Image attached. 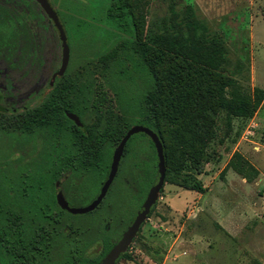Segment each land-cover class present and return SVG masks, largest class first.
<instances>
[{
  "label": "rangeland",
  "instance_id": "obj_1",
  "mask_svg": "<svg viewBox=\"0 0 264 264\" xmlns=\"http://www.w3.org/2000/svg\"><path fill=\"white\" fill-rule=\"evenodd\" d=\"M47 1L59 21L69 16L89 25L87 30L82 25L83 30L77 38L68 34L66 72L69 67L82 65L79 61L77 64V60L90 53L88 47L82 48L85 41H90L86 37H95L98 41L112 28L105 19L110 0ZM19 2L28 5L34 17L41 19L38 26L33 27L31 22L23 25L24 66L12 73L8 68L0 69V115L5 119L38 105L52 88V74L61 64V42L53 24L43 16L35 1ZM133 3L136 15L142 18L144 41L150 43L159 35L176 34L181 46H204L216 57L214 64L208 67L210 71L212 68L233 80L234 88L246 97L264 94V0H133ZM190 24L201 30V45L194 42L192 35L196 33L192 28L188 30ZM10 35L4 38L3 44L4 48L12 50L15 43ZM185 38L190 39L188 44ZM100 47L98 43L96 50ZM27 51L32 55L28 64ZM10 75L16 78L14 100L3 86V79ZM175 89L180 91L182 86L177 84ZM231 89L227 88L226 93L229 94ZM107 93L112 100V94ZM112 102L115 108L116 104ZM180 123L168 125V135L175 133ZM191 131L195 137H200L209 162L203 164L199 173L192 166L177 179L175 175L174 179L170 177L172 173L169 179H164L148 215L114 264H264V184L256 180L247 183L225 169L237 153L256 166L264 180V96L259 109L249 120L230 118L227 122L225 112L216 109L213 121L193 124ZM48 144V137L42 134L0 132V182L18 203L15 206L24 205L18 199L19 192L25 188V194L32 196L29 187L39 185L40 178L50 167L51 161L46 154ZM117 147L112 149V155ZM119 165L116 175L120 171ZM116 175L97 206L99 209L90 214L66 215V222L80 228H102V221L110 212L107 205L120 197L121 186ZM193 179L200 181L203 193L182 186L183 182H193ZM79 184V176L71 172L56 184L57 193L72 208L85 207L92 198V194L76 197L72 194L73 186ZM33 194L40 195L38 190ZM141 210L142 207L124 228L121 226L114 235L111 234L114 245ZM117 214L114 212L115 217ZM112 227L113 224L110 229ZM98 248L99 244H95L89 252ZM123 254L129 260L123 258ZM51 260L58 263L59 255L53 253Z\"/></svg>",
  "mask_w": 264,
  "mask_h": 264
},
{
  "label": "trees",
  "instance_id": "obj_2",
  "mask_svg": "<svg viewBox=\"0 0 264 264\" xmlns=\"http://www.w3.org/2000/svg\"><path fill=\"white\" fill-rule=\"evenodd\" d=\"M40 19V16L34 17L35 26ZM62 19L60 23L67 40L68 34L77 38L83 26L86 30L89 28L73 17ZM105 19L112 28L98 41L95 37H86L90 41H85L82 48L88 47L91 51L77 60V64L79 61L82 65L69 67L63 76L57 77L38 105L13 114L9 119H0V132L50 136L54 154L44 174L52 176L29 187L31 194L34 190L41 195L44 191L50 192L52 203H48V207L55 204L54 184L62 171L79 176L80 184L76 186L75 195L92 194L91 203L108 176L112 149L133 126H144L159 138L165 160L164 179H169L171 173L170 177L174 179L175 175L177 179L192 166L199 173L209 159L200 144V137H195L191 131L193 124L213 121L216 109L225 112L227 122L230 118L249 120L263 101V93L246 97L234 88L236 83L233 80L212 68L210 71L208 67L214 64L216 57L204 46H181L176 34L170 37L159 35L150 43L144 41L142 18L136 15L133 0H110ZM188 28L196 33L192 35L194 42L201 45V30L193 25ZM189 40L185 38L187 44ZM98 43L101 47L96 50ZM177 84L182 86L180 91L175 89ZM230 87L231 92L227 94L226 89ZM107 91L113 96L115 108ZM66 112L75 114L82 126L77 127L70 121ZM178 121L181 123L177 131L168 135L166 127ZM119 164L116 181L119 180L121 186L120 197L107 205L110 212L102 221V228H80L66 222L64 233L57 225L53 231L52 222L50 231L43 223L38 227L33 223L34 213L28 208L20 212L14 209L18 203L0 182V264H37L32 260V247L38 246L42 252L52 253L59 248L58 241L63 235L65 260L55 264H99L114 245L112 235L132 220L158 179L156 150L145 134L128 139ZM225 169L247 183L258 176L256 168L237 153L233 154ZM182 186L200 194L204 192L196 179L183 182ZM25 192L23 188L18 199L28 207L31 196ZM114 212H120L118 217ZM49 214L53 215V209L38 213L46 222H50ZM112 224L114 227L110 229ZM33 239L40 242L35 244ZM95 244H99V248L90 253ZM122 256L129 260L125 254Z\"/></svg>",
  "mask_w": 264,
  "mask_h": 264
},
{
  "label": "flooded vegetation",
  "instance_id": "obj_3",
  "mask_svg": "<svg viewBox=\"0 0 264 264\" xmlns=\"http://www.w3.org/2000/svg\"><path fill=\"white\" fill-rule=\"evenodd\" d=\"M32 3L33 0H30ZM36 3V2H35ZM37 4V3H36ZM39 7V5L37 4ZM40 8V7H39ZM41 9V8H40ZM42 11V10H41ZM43 13V11H42ZM43 16L47 19L48 22H51L43 13ZM34 15L29 11L28 5L25 6L24 3L19 2V0H0V69L8 68L11 70V73L13 70H18L24 66L25 58H24V52L23 48H21L22 44V38L23 37V25L24 23L27 25L29 22L32 23V26H35L34 22ZM11 34V35H10ZM11 36L13 38V42L15 43V47L10 49L4 48L5 45L3 44L4 38ZM4 54V55H3ZM26 62L27 64L32 61V55L30 51H27L26 54ZM56 73V72H55ZM53 73L52 76L55 74ZM2 75V73H0ZM57 77H55L56 79ZM52 79V77H51ZM54 79V80H55ZM52 80V81H54ZM16 85V78L13 77V75H10L8 77H5L3 79V86L4 89L9 92L11 95L10 99L14 100V97L16 96L14 92V86ZM8 94V93H7ZM27 109V108H26ZM12 111L16 112V109H13ZM0 119H5L0 115ZM14 132V131H13ZM49 140V147L46 149V154L48 156V160L51 161L50 157L53 152L52 150V143L50 136H47ZM60 153V152H59ZM70 171H62L59 176H57V179L54 184V200L55 204L52 207H48V203H52L50 199V192L44 191L42 195H36L32 193V196L30 197V204L28 207L24 206H15L14 209L17 212L23 211V209L28 208L30 212L34 213L33 215V223L36 224V226L40 227L41 224L50 231L51 222L53 223L52 230L54 231L57 227L65 233L66 232V213H68L66 210L62 209L58 202H57V187L56 184L59 182V180L63 179L65 176H67V173ZM52 175L50 174H43L42 178L49 179ZM76 186H73L72 188V194L76 196L75 194ZM69 206V205H68ZM70 207V206H69ZM59 208V209H58ZM53 209V215L50 214L47 216L48 220L50 222H46L44 219L41 218V216L38 215V213L42 212H50V210ZM70 214V213H68ZM47 236H49V233H47ZM65 235L59 238L58 241V249L54 250L52 253L50 251H47L46 253L42 252L41 248L38 246L32 247V250L34 252L32 256L33 261H37V264H50L51 256L53 253H56V255H59V262L58 263H64L65 255H66V247H65ZM35 244L39 243V239H33L32 240ZM55 264V263H53Z\"/></svg>",
  "mask_w": 264,
  "mask_h": 264
},
{
  "label": "water",
  "instance_id": "obj_4",
  "mask_svg": "<svg viewBox=\"0 0 264 264\" xmlns=\"http://www.w3.org/2000/svg\"><path fill=\"white\" fill-rule=\"evenodd\" d=\"M33 1H35L39 5V7L41 8L45 16L51 21V23L53 24L54 28L56 29L58 33L59 40L61 42V64H60L59 70L52 76V80H54L55 77L63 76L67 68V65H68L69 47L67 45L66 35L63 31L62 25L58 19L56 12L51 7L49 2L47 0H33ZM65 115L77 127L82 126L79 118L75 114L66 112ZM141 133L145 134L151 140V142L153 143L155 147L156 156H157L158 179H157L156 184L153 185L148 191V194L142 204L141 212L136 215L131 225L123 232L121 238L111 248V250L100 261L99 264H114L119 254L126 250L128 245L130 244V242L132 241V239L138 232L141 224L143 223L144 219L148 215L151 207L153 206V204L155 203L157 199L158 192L163 186L164 177H165V160H164V154H163V147H162V144L159 138L153 131H151L150 129L144 126H133L131 129H129L112 155L109 174L107 176V179L103 183L99 194L86 207H83V208L69 207L68 204L61 198L60 194H57L56 196L59 206L70 214L82 215V214H86L88 212L93 211L104 198L112 180L114 179V176L116 175L118 164L120 162L125 143L128 141V139L131 136L141 134Z\"/></svg>",
  "mask_w": 264,
  "mask_h": 264
},
{
  "label": "crops",
  "instance_id": "obj_5",
  "mask_svg": "<svg viewBox=\"0 0 264 264\" xmlns=\"http://www.w3.org/2000/svg\"><path fill=\"white\" fill-rule=\"evenodd\" d=\"M262 148H264V146L262 147ZM255 168L258 170V168L255 166ZM258 178L257 179H255L256 181H258V182H261L262 181V183L264 184V180L260 177V175H261V173L259 172V170H258ZM254 180V181H255ZM264 197V196H263Z\"/></svg>",
  "mask_w": 264,
  "mask_h": 264
}]
</instances>
